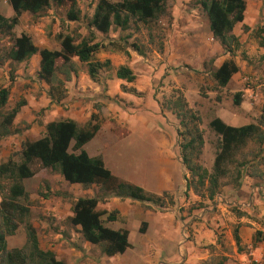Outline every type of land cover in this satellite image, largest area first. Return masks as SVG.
I'll return each instance as SVG.
<instances>
[{
	"label": "crops",
	"instance_id": "crops-1",
	"mask_svg": "<svg viewBox=\"0 0 264 264\" xmlns=\"http://www.w3.org/2000/svg\"><path fill=\"white\" fill-rule=\"evenodd\" d=\"M74 1L78 12L77 21L66 19L67 3L56 6L50 2L42 12L21 13L11 33L14 37L20 34L28 36L37 49L58 51V36L54 38V34L61 28L57 23L61 25L64 23L63 32L65 34L63 36L69 37L72 34L66 29L70 26L77 28L76 25H78L77 33L81 35L78 42L86 40L99 44L91 60L99 63L108 61L109 65L106 69L98 71L93 81L89 79L86 67L85 70L80 71L71 68L72 72L67 74L65 81L64 78L61 80L64 85L67 84V86H62L65 96L56 102L48 97V86L37 81L35 77L33 80L36 81V85L32 84L30 87L23 84L29 82L33 74L36 75L39 61L37 54L24 62L16 63L21 65L32 60L36 68L32 73L22 66L13 73L16 75L15 81L11 88H8V95L9 91L17 93L23 103L12 121V129L17 130L14 125L22 124L21 121H24L26 125L22 129L25 131H22L21 139L23 140L24 135L29 132L35 138L28 141H34L43 136L44 127L50 122L71 120L77 128H83L89 121L90 115L95 112L93 103L99 101L103 104L102 116L112 114L116 119L114 122L99 125L94 136L83 145L82 149L85 153L89 157L102 159V150L110 144H119L133 134L140 136L148 133L156 134L154 157L145 163L140 186L144 191L156 195L166 192L172 195L175 201L170 209H157L148 203L120 199L107 194H102L101 198L96 197L95 211L101 214L99 220L102 225L111 230H125L129 244L122 254L112 257L102 255L103 258L99 261L117 264H248V262L256 261L258 264H264V179L241 174L237 186L222 187L218 189L211 201L205 199L204 203L208 205L207 207L180 212V207L193 203L196 196L191 191L187 193V198L184 196V178L187 174L180 163L176 143V122L173 120V125L166 124L170 127L169 131L174 132L172 137L171 133L167 134L165 129L155 127L152 121L145 119L146 114L142 111L140 98L132 96L128 91H120V86L134 89L135 92L143 91L146 84L147 87L149 86L148 82L152 74L151 59L138 56L127 48L126 53L111 49V44L117 42V35L122 31L115 29V32H111L109 29L106 34H99L87 28V19L82 16L83 8L78 3L77 7L76 1L78 0ZM87 1L92 7L90 10L92 14L97 0ZM106 1L116 3L120 0ZM169 1L170 9L168 10L172 19L166 29L162 52L156 54L163 69L167 66L176 67L179 64L193 65L194 69H198L206 59H213L214 69L227 60H231L237 68L236 73L231 76L224 87H217L222 92L218 94L217 91H208L205 98L198 95L196 84L176 81V87L182 91L189 107L196 108L199 112L201 129L206 128L208 122L214 118L232 127L255 124L261 114L257 107L264 101V93L260 92V85L256 83L264 81L257 80L259 77H264V0H244L242 22L234 25L231 31L238 43L231 55L224 52L219 43L213 40L206 17L197 3H195L194 10L186 12L180 8V6L183 7L182 0ZM0 15L5 18L13 16L7 0H0ZM184 30L190 34L185 36V40L180 38ZM2 38L6 37L0 35V44ZM70 60L73 64H80L76 58ZM136 61H140V70L135 66ZM6 62L10 61L6 60ZM251 65L256 69L252 70ZM120 66L127 67L133 73L135 76L133 82L126 83L115 77V70ZM6 71L5 65H0V83ZM136 71L147 76L148 81L145 85L136 84ZM165 72L169 73L164 77L166 80L173 79L174 73L166 70ZM160 73L161 77L165 75L163 71ZM244 83L253 85L254 91L248 88L240 90L244 87ZM2 88H7V86ZM225 92L229 94V98L233 93H248L247 96L251 97L253 106L251 108L242 106L243 102L240 101L241 105L239 103L233 110H227L217 99V95L220 96ZM242 95L240 94V100ZM115 97L118 100H109ZM145 105L157 111L155 103L146 101ZM41 107L45 108L43 116L34 115L33 113H37ZM124 148L122 146L118 152ZM203 150L205 151V148ZM69 152H72L70 148ZM210 156L212 157V153ZM108 171L116 177L112 171L109 169ZM29 179L33 180L36 188L43 186L45 189L43 193L48 194L47 197L42 198L37 194L27 193L24 182H22L24 191L28 195L27 199H39L40 207L35 212L34 220H29L27 223L35 231L39 249L51 251L57 260L64 263V257L70 259L71 256L73 261L78 262L92 260L87 256V249L97 246L84 242L77 232L78 227H71L68 219L72 215L70 208L73 200L95 196L90 192H85L84 187L80 185L66 183L57 172L49 169H39ZM90 188L98 191L95 186H90ZM52 193L61 195L52 196ZM109 214L112 220L108 222ZM140 222L146 225L142 234L138 232ZM135 231H137V234H134L136 239L130 241V235ZM15 234H17L16 239L13 238ZM73 241H78L82 247L87 248L86 251L68 249L63 246H69ZM24 243L25 232L19 227L11 236L5 237L7 249L21 248Z\"/></svg>",
	"mask_w": 264,
	"mask_h": 264
},
{
	"label": "trees",
	"instance_id": "trees-1",
	"mask_svg": "<svg viewBox=\"0 0 264 264\" xmlns=\"http://www.w3.org/2000/svg\"><path fill=\"white\" fill-rule=\"evenodd\" d=\"M56 6L68 5L65 17L68 21H77L78 12L74 0H7L13 16L5 18L0 15V35L10 41V47L5 58L11 63H21L32 55L39 57L38 70L35 78L48 86L47 95L51 101L54 95L60 94L62 81H55L58 72L64 76L72 72L71 58H76L84 64L86 72L93 81L101 69H106L108 61L94 62L91 56L98 50L99 44L81 40L75 43L69 36L58 38L59 50L48 51L37 49L30 38L24 34L14 37L11 33L21 13L36 14L45 10L49 3ZM197 5L204 13L208 29L213 40L217 41L223 51L232 54L238 46L237 39L231 31L234 25L241 23L244 12V0H196ZM165 12L163 0H120L110 3L106 0H97L91 16L87 19L86 27L99 34H106L109 29H127L129 22L147 24L162 16ZM137 55L142 53L133 46H129ZM56 61L60 62L57 68ZM237 68L231 60L224 61L211 72V78L216 87H224ZM115 77L126 83L135 79L133 73L125 66L115 70ZM55 81V85L53 82ZM125 91V90H124ZM135 94L133 89L128 91ZM173 102H168V110L177 120L176 135L179 140L178 150L180 163L187 173L185 192L191 191L195 196L211 201L220 187L219 180L225 175L226 168L232 163L234 155L247 146L248 143L255 147L256 159L260 154V146L264 144L263 122L258 120L255 124L239 127L225 125L214 118L207 124V129L216 138L211 171L199 165L198 157L203 145L202 132L199 129L200 117L197 111L189 108L184 99L176 93ZM8 88H0V110L6 105ZM240 94L232 96V104L238 106ZM22 102L4 113H0V139L8 137L18 130L12 129V121ZM263 111V110H262ZM95 116L91 115L83 128H77L71 120L50 122L44 127V134L34 141H26L19 152V161L11 159L0 163V180L5 179L9 184L6 193L0 191V264H65L57 260L54 254L38 247L34 229L24 225L25 243L21 248L7 249L5 237L11 236L18 223L13 221V214L24 216L28 209L17 204V200L27 201L28 195L22 186V180L31 178L39 169H49L57 172L68 184L80 185L84 188L95 186L101 194L111 195L120 199H129L140 203H148L156 207H163L166 203L172 204V196L166 192L159 195L148 193L141 187L113 177L104 168L99 157H89L82 149L97 132L99 125L94 122ZM180 129V130H179ZM69 148L72 152H69ZM242 159L236 167L235 183L244 174L243 167L252 160ZM259 165L263 170L256 177L264 179V156L259 158ZM247 175V174H246ZM237 181V182H236ZM48 194H40L45 198ZM52 196H60L52 193ZM96 197L76 198L71 203V217L68 223L71 227H78L77 232L81 239L92 246H97L101 255L112 257L122 254L128 247L127 232L125 230H111L104 227L99 220L100 213L95 211ZM109 214L107 221H111ZM145 223L140 222L138 232L144 233Z\"/></svg>",
	"mask_w": 264,
	"mask_h": 264
},
{
	"label": "rangeland",
	"instance_id": "rangeland-1",
	"mask_svg": "<svg viewBox=\"0 0 264 264\" xmlns=\"http://www.w3.org/2000/svg\"><path fill=\"white\" fill-rule=\"evenodd\" d=\"M112 1H115V0H112ZM163 1H164L165 12L162 16L156 18L155 20L147 24L137 23L134 20L130 21L127 29L125 31L120 32L119 35H117V39H116L117 42L111 44L110 47L111 49L119 51V53L125 52V49L127 48L130 52L136 54L129 47L130 45H133L139 50V52L142 53V57H149L151 59L152 74H151V79L148 82L149 86L147 87V84H146V82L148 81L147 76H144L143 74H141V72L139 73V71H136L137 72V76H136L137 83L136 82L135 83L140 86L146 84V87L144 88L145 91L144 90L138 91V92H135V94L131 93V95L136 98L141 99V102H142L141 105L143 107L142 111L146 114L145 119H148V121L150 122L152 121L155 127L163 128L165 129L167 134H170L171 133L169 131L170 127H168L167 125H173L174 124L173 120H175L176 122L177 129H178V125H177V120L168 110V108H170V105L168 104V102H173L175 100L177 96L176 93H178L186 102V99L184 98L182 91L180 90L179 87H176V81L177 82L180 81L181 83L187 82L190 84H196L197 89H198V95L201 98H205L206 97L205 94L208 91H217L218 94L222 91L217 89V87L215 86L211 78V72L214 70L213 65H212L213 59L204 60L202 66L199 67L198 69H194L193 65H186V64H179L176 67L167 66L165 69H163L160 66V61L156 57V54L162 52L166 29L169 27L170 21L172 19V17L170 16V11L168 10L170 9V5H169L170 1L169 0H163ZM181 2H182L183 7L180 6V8H182L186 12L192 11L195 9L194 7H195L196 0H182ZM77 3L83 8L82 16H84L85 19H88L89 14H91L90 10H92V7L88 5V1L78 0L76 1V4ZM78 4H77V7L79 6ZM52 23L54 24L55 22L52 20ZM57 24H58V27L61 29L57 33L54 34V38L56 35L59 38L60 36H63L65 34L63 32L64 23L63 25H61L59 22ZM76 26L77 28L70 26L68 29H66V31L72 34L71 37L73 38L75 42H78V40H80L81 35L80 33H77L79 26L78 25ZM111 32H115V29L111 28ZM188 35H190L189 32H185L184 30L183 32H181L180 38H183V40H185V36H188ZM1 40L2 42L0 44V65H5L7 71L5 73V77H3L4 78L3 81L0 83V88H2L3 86L4 87L7 86V88L10 89L11 86L13 85V82L15 81L14 78L16 75L13 74L14 71H17L18 69H21L22 66H24L25 68H28L30 72L33 73V70L36 68V65L34 64L32 60L29 62L27 61L21 65L16 64V63L6 62L5 55H6L7 50L10 47V41L8 38H2ZM98 54L99 53L97 52V56ZM56 66L57 68L60 67L59 61H56ZM71 66L73 69L75 68L76 71L85 70L84 64L71 63ZM135 66L138 70H140L141 69L140 61L138 62L136 61ZM255 69L256 68L253 66L252 70H255ZM165 70L171 71L172 73H174L173 79L170 78L166 80L164 78L165 76L169 75V73H166ZM160 71H163L165 75L161 77ZM34 77L35 75L33 74L32 79L29 78L30 81L23 83V84L26 86L32 87V84H35L36 82L35 80H33ZM63 78H64L63 75L57 71L55 78H54L55 81L63 80ZM261 79L264 80V77H259L257 80H261ZM55 81L53 82V85H55ZM256 83L260 85V88H259L260 92L264 93V81L256 82ZM243 85L244 87L240 88V90H244L245 88H248L254 91L252 88L253 85H249L248 83L247 84L244 83ZM246 85H249V87H246ZM62 86H67V84L64 85V83L62 82L60 94L59 95L55 94L54 99L55 98L60 99L65 96L64 89ZM124 90L129 91L130 89H126L124 86H120V91L123 92ZM240 94H243L242 95L243 97L241 98V102H243L242 106L251 108L253 106L252 99L251 97L247 96L248 93L241 92ZM232 95L230 96V98L227 92L221 93L220 96L217 95V99L218 101H220L221 106L223 108L227 110L234 109L235 106L232 104ZM221 97H222V100H220ZM20 98L21 97L17 96V93H10L9 91L7 103L5 107L0 110V113H4L14 108L17 103L21 102ZM114 99H117V97L111 98L109 100L114 101ZM146 101L150 103L151 102L155 103L157 106V111H153L149 109L148 107H145ZM241 102H240V105H241ZM186 105L189 107L187 102H186ZM102 106L103 104H100L99 101H95L93 103V108L95 112L92 113L91 115L95 116L94 122H97L98 125L104 124L106 122H114L116 118H114L112 114H109L108 116H102V112H101ZM189 108L197 111L196 108H192V107H189ZM257 108L259 111H261V114L256 119V122L258 120H261V122H263V129H264V101L260 103ZM44 110L45 108L41 107L38 109L37 113H33V114L36 116L42 117ZM197 113L199 115L198 111ZM21 123L22 124L16 123L14 125V128L19 131L17 134H13L9 138L0 141V163L6 161L8 158H11L13 161L17 162L18 153L21 149L22 144L30 139L35 138L34 136L31 135V133L27 132L26 133L27 135H24L23 140L21 139L22 131H25L22 128L26 125L24 121H21ZM201 128L202 127H200L199 125V129L202 132L203 145L200 151V155L198 157V163L200 166H202L209 172L211 171V167H212L214 147L216 145V138L207 129V127L204 129H201ZM171 136L172 137L174 136V132L171 133ZM156 139H157L156 134L153 135L151 133H148L146 135H141V136L139 134H133L129 139L122 141L125 144H121L122 142H119V144L118 143L110 144L109 146H107L106 148L102 150L103 158L101 160H103L102 163H104L103 164L104 168L112 171L113 175L116 176L117 178L123 179L126 182H129L131 184L141 187L140 185H142L143 169H144V166L147 160L152 159L154 157L153 153L156 150ZM178 142L179 140L177 138L176 139L177 145H178ZM122 146H124L125 148L121 150L120 152H118V150L122 148ZM203 148H205V151L203 150ZM260 150L261 152L258 155V157H256V159L252 158V156L255 154V147L250 143H248L247 146L244 147L242 150L237 152L232 159V163L227 166L225 175L219 180L220 182L219 190L222 187H228V186L235 187L234 183H235L236 178H235L234 168L239 162L242 161V159L249 160L252 158L250 163H248L247 165H245V167H243L244 174L252 175V176H256L257 174H259L263 170V167L259 165L260 160L258 159L264 156V144L260 146ZM211 153H212V157L210 156ZM22 182H24L23 184L26 187L27 193L37 194L38 196H40V194H43L45 190L43 186H39L38 188H36V186L33 184V180L25 179ZM8 184L9 183L5 179L0 180V191L2 192V194L6 193ZM83 190L85 192L92 193V195H94L97 198L102 197L101 196L102 194L96 189H91L90 187H88V188H84ZM187 197L188 195L185 196V198ZM172 199H173V196H172ZM204 201H205L204 198L196 196V200L193 203H189V205L185 207H180L179 211L185 212V211L193 210V209L195 210L203 209L208 206L204 203ZM174 203L175 201L173 200L172 204L169 205L166 203L161 208L170 209L174 206ZM17 204L23 207H26L28 210H30L24 216H19L17 213L13 214V221L18 223V227L24 231L23 229L24 224H27L29 220L31 221L34 220L33 218L36 215L35 212L36 210H38V207H40L39 199L33 198V199H27V201H23L19 199L17 200ZM151 206L159 209V207H156L154 205H151ZM134 234H137V231H135L134 233H131L130 241H133L134 239H136V235ZM13 238L16 239L17 234H15ZM70 244L71 245L69 246H66V245H63V246L68 249H74V250L78 249L80 251H86L87 249V248L82 247V245H80L78 241H73ZM87 254H88L87 256H89L92 260L78 262V261H73L72 256H71L70 259H68L67 257H64L65 263L66 264H94V263L96 264H117V263H111V262L103 263L102 261H99L100 258H103V256L99 254L98 247H89L87 249ZM69 256L70 255H68V257Z\"/></svg>",
	"mask_w": 264,
	"mask_h": 264
},
{
	"label": "built area",
	"instance_id": "built-area-1",
	"mask_svg": "<svg viewBox=\"0 0 264 264\" xmlns=\"http://www.w3.org/2000/svg\"><path fill=\"white\" fill-rule=\"evenodd\" d=\"M248 264H258V262H256V261H251V262H248Z\"/></svg>",
	"mask_w": 264,
	"mask_h": 264
}]
</instances>
